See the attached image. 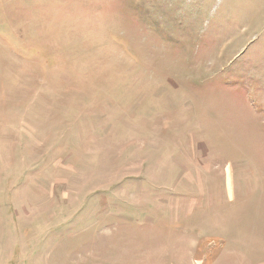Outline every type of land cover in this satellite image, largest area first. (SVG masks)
Returning a JSON list of instances; mask_svg holds the SVG:
<instances>
[{
	"label": "rangeland",
	"instance_id": "rangeland-1",
	"mask_svg": "<svg viewBox=\"0 0 264 264\" xmlns=\"http://www.w3.org/2000/svg\"><path fill=\"white\" fill-rule=\"evenodd\" d=\"M0 264H264V0H0Z\"/></svg>",
	"mask_w": 264,
	"mask_h": 264
}]
</instances>
